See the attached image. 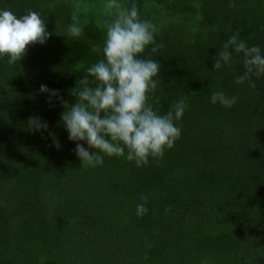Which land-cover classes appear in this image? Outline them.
Wrapping results in <instances>:
<instances>
[{
  "label": "trees",
  "instance_id": "obj_1",
  "mask_svg": "<svg viewBox=\"0 0 264 264\" xmlns=\"http://www.w3.org/2000/svg\"><path fill=\"white\" fill-rule=\"evenodd\" d=\"M134 2L163 45L147 57L161 65L148 102L165 114L187 98L181 136L147 165L100 153L103 164L91 167L75 152L87 143L68 139L61 114L102 58L91 49L103 47L107 0H0L18 17L39 12L53 33L19 62L0 56V264H264V76L237 84L245 69L232 48L234 60L213 67L237 31L264 53V0ZM73 15L83 35H56ZM41 85L62 99L50 103ZM216 91L237 103L213 104ZM32 116L48 129L30 130ZM142 195L148 213L138 217Z\"/></svg>",
  "mask_w": 264,
  "mask_h": 264
},
{
  "label": "clouds",
  "instance_id": "obj_2",
  "mask_svg": "<svg viewBox=\"0 0 264 264\" xmlns=\"http://www.w3.org/2000/svg\"><path fill=\"white\" fill-rule=\"evenodd\" d=\"M103 7L112 18L104 22L103 47L93 46L91 49L100 53L102 58L87 67V75L80 78L72 89L75 102L63 101L65 111L61 114V121L69 140L85 141L88 145L86 148L81 143L76 144L75 152L82 165H102L104 155H107L124 156L141 167L149 163V157L162 158L166 149L174 147L181 136V128L176 122L181 120L188 107L187 98L178 99L165 114L154 109L148 101L149 95L160 86L161 81L157 77H160L161 65L147 57H153L163 47L156 41L158 26L141 19L134 0L130 6L120 0H107ZM72 20L66 31H55V34L81 37L83 26L76 15ZM52 34L37 11L28 10L18 17L9 9H0V56H8L10 65L25 56L29 45L44 44ZM230 48L243 56L245 71L237 77V84L264 76V53L258 45L249 46L241 39L239 31L218 50L214 69L219 70L234 60ZM89 76L93 78L91 81ZM40 91L49 94L50 103L51 97L62 99L59 90L49 89L46 85H41ZM237 100L238 97H229L222 91L211 95L213 104L219 103L227 108L234 106ZM28 125L32 131L48 129V122L37 116L30 117ZM49 135L59 149L56 134L50 132ZM140 199L143 203L136 206L138 217L148 213V197L142 195Z\"/></svg>",
  "mask_w": 264,
  "mask_h": 264
}]
</instances>
